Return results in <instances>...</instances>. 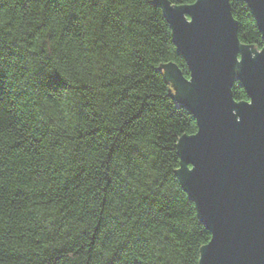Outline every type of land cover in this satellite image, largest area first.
<instances>
[{"label":"trees","instance_id":"trees-1","mask_svg":"<svg viewBox=\"0 0 264 264\" xmlns=\"http://www.w3.org/2000/svg\"><path fill=\"white\" fill-rule=\"evenodd\" d=\"M229 2L239 41L260 51L264 40L246 2ZM151 4L20 0L21 10L39 19L29 37L50 29L47 40L58 35V43L83 44L84 53L99 58V74L97 87L86 86L91 99L78 112L85 126L74 131L69 152L59 139L46 141L51 121H39L24 102L33 89L62 90L64 81L43 69L33 73L25 61L37 53L27 48L0 52V126L20 129L0 149V264H95L101 240H118L107 264H198L210 233L175 175L176 142L194 134L196 122L171 98L160 66L174 63L185 77L188 70L161 9ZM123 53L128 59L113 68L108 57ZM243 89L234 82L236 102L247 100ZM136 139L141 142L128 143ZM60 148L67 154L57 153ZM125 153L128 174L122 176L112 161ZM145 166L160 174L141 191L132 181Z\"/></svg>","mask_w":264,"mask_h":264},{"label":"water","instance_id":"water-1","mask_svg":"<svg viewBox=\"0 0 264 264\" xmlns=\"http://www.w3.org/2000/svg\"><path fill=\"white\" fill-rule=\"evenodd\" d=\"M229 1L151 5L188 70L185 77L174 63L160 66L171 98L196 122L176 142L175 175L210 233L198 264H264V47L239 41ZM242 1L264 40V0ZM236 81L247 100H234Z\"/></svg>","mask_w":264,"mask_h":264},{"label":"clouds","instance_id":"clouds-1","mask_svg":"<svg viewBox=\"0 0 264 264\" xmlns=\"http://www.w3.org/2000/svg\"><path fill=\"white\" fill-rule=\"evenodd\" d=\"M37 23H39V19H34L31 12L21 10L20 0H0V52L4 51L5 46L17 48V50L19 47L27 48L29 51L37 53L36 57L25 61L33 73L43 69L45 72L55 73L64 81L62 90L42 91L39 88L33 89L24 102L28 104L39 121L45 123L51 121L49 127L52 132L46 141L59 139L64 142L67 151L70 152L76 143L71 139L74 131L78 127L83 128L85 126V122L78 115V112L84 100L91 99L86 86L87 89L97 87L94 78L99 74V65L96 63L99 58L88 56L87 53L83 52L84 45L75 41L58 43V35L53 40H47V31L50 29L32 39L28 34L33 32ZM46 40L47 43L45 44L44 41ZM29 43L32 44L31 48H28ZM41 48L45 50L42 52ZM129 51H131V47H129ZM108 59L115 61L112 67L116 68L117 65H123L128 59V55L123 53L119 58L110 56ZM26 82L32 83L27 78ZM40 126V124L36 125V127ZM19 134L18 126L16 128H10L7 124L0 126V149H6L9 143L19 137ZM145 139H155V137L149 135ZM140 142L139 139L128 141V143ZM56 151L64 155L67 154L64 148ZM127 159L128 156L125 153L112 161V167L121 166L118 170L122 176L128 174ZM159 174V169L153 170L145 166L143 173L138 174L132 182L141 191H144L143 184H150ZM117 243L118 240L109 242L101 240L98 242L97 250L102 253V258L97 260L95 264H107L112 253L116 250Z\"/></svg>","mask_w":264,"mask_h":264}]
</instances>
